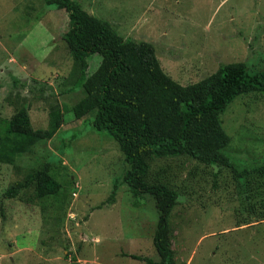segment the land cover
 I'll list each match as a JSON object with an SVG mask.
<instances>
[{"label":"rangeland","instance_id":"rangeland-1","mask_svg":"<svg viewBox=\"0 0 264 264\" xmlns=\"http://www.w3.org/2000/svg\"><path fill=\"white\" fill-rule=\"evenodd\" d=\"M73 1L125 40L153 44L165 73L183 86L231 63L264 70V0ZM68 30L66 11L45 0H0V145L6 121L23 107L36 130L49 128L52 109L64 116L52 140L12 164L0 162V264L159 261L154 199H136L124 184L129 165L112 136L95 130L96 112L81 120L73 113L85 90L76 88L81 67L64 40ZM87 61L89 77L102 57ZM221 119L234 170L188 158L150 165L151 179L179 194L170 219L176 264H264V94L239 97ZM48 162L60 195L37 200L31 190L4 198ZM115 185V203L99 209Z\"/></svg>","mask_w":264,"mask_h":264},{"label":"trees","instance_id":"trees-1","mask_svg":"<svg viewBox=\"0 0 264 264\" xmlns=\"http://www.w3.org/2000/svg\"><path fill=\"white\" fill-rule=\"evenodd\" d=\"M45 1L65 10L69 17L64 40L81 67L76 88L85 90V97L73 107L75 118L81 120L96 112L95 130L112 136L129 165L124 184L136 199L149 195L156 203L159 221L154 246L160 260L131 257L145 264H176L170 219L179 194L168 184L151 179V162L154 158H188L234 170L233 161L225 153L232 138L221 116L239 97L264 94V70L251 73L247 64L231 63L198 83L183 86L165 73L153 44L125 40L109 23L89 14L76 1ZM94 54H99L102 61L98 70L87 77V59ZM50 117L45 130L33 127L27 107L6 121L0 162L12 164L17 156L52 140L62 128L64 116L56 108ZM52 165L44 163L14 183L4 198L15 199L31 190L37 200L60 195L63 185L52 173ZM117 192L115 185L109 200L99 209L113 205Z\"/></svg>","mask_w":264,"mask_h":264}]
</instances>
